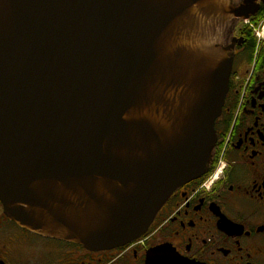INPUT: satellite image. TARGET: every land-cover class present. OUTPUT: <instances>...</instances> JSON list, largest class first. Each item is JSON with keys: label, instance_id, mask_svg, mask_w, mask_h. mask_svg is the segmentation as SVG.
Masks as SVG:
<instances>
[{"label": "water", "instance_id": "water-1", "mask_svg": "<svg viewBox=\"0 0 264 264\" xmlns=\"http://www.w3.org/2000/svg\"><path fill=\"white\" fill-rule=\"evenodd\" d=\"M246 10L234 0H0L6 218L90 251L143 237L209 171ZM148 264L194 263L163 247Z\"/></svg>", "mask_w": 264, "mask_h": 264}, {"label": "flooded vegetation", "instance_id": "flooded-vegetation-1", "mask_svg": "<svg viewBox=\"0 0 264 264\" xmlns=\"http://www.w3.org/2000/svg\"><path fill=\"white\" fill-rule=\"evenodd\" d=\"M234 3L250 18L230 40L233 69L208 173L178 189L143 237L112 250L33 234L0 203V264H148L163 247L194 264H264V0H253L255 14Z\"/></svg>", "mask_w": 264, "mask_h": 264}]
</instances>
